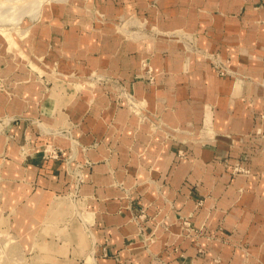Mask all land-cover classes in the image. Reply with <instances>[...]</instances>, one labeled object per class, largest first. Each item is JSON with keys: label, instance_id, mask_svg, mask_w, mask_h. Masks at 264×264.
Wrapping results in <instances>:
<instances>
[{"label": "crops", "instance_id": "1", "mask_svg": "<svg viewBox=\"0 0 264 264\" xmlns=\"http://www.w3.org/2000/svg\"><path fill=\"white\" fill-rule=\"evenodd\" d=\"M170 16L159 38L114 34L96 42L98 54L85 47L79 57L126 79L163 128L152 130L102 88L76 96L67 82L48 89L32 82L11 100L0 96L1 114L76 126L74 136L94 146L74 153L68 144L71 161L36 148L27 166L14 165L11 172L37 189L19 205L16 228L32 239L41 224L48 232L70 219L72 202L58 192L73 189L76 167L85 181L73 238L95 252L96 264H264V0H191L187 14L176 7ZM182 29L196 32L193 49ZM141 62L153 67L156 84L136 78ZM21 123L10 128L16 141L8 154L18 159V142L29 140Z\"/></svg>", "mask_w": 264, "mask_h": 264}, {"label": "rangeland", "instance_id": "2", "mask_svg": "<svg viewBox=\"0 0 264 264\" xmlns=\"http://www.w3.org/2000/svg\"><path fill=\"white\" fill-rule=\"evenodd\" d=\"M176 7H183L187 14L191 0H0V96L6 95L11 100L19 90L27 91L32 82L44 89L56 86V81L67 82L76 90V96L81 91L102 88L110 97L108 100L129 108L140 122L150 121L152 130L163 128L157 122L159 115L148 112L144 103L133 96L126 79L116 76V71L106 63L79 57L85 47L88 56L98 54L96 42L105 39L109 43L114 34L127 37L133 33L135 40L144 32L154 38L165 35L168 31L162 29V23L171 22L170 12ZM179 31H182V42L191 49L196 32ZM140 67V76L136 78L156 84L153 67L144 62ZM22 121L27 123L29 140L18 142L21 155L18 159L8 154L15 137L10 128L13 124L20 126ZM49 125L47 120L27 113H0V136L6 135V143L0 149V264H96L95 252L79 247L72 233L76 220L83 214L79 203L84 198L80 186L85 174L81 168L71 167L69 171L73 189L58 192L72 202L69 221L50 223L52 228L48 232L44 229L48 223L41 224L32 239L16 228L19 205L37 189L29 180L11 172L14 165L27 166L28 156L36 148L46 158L71 161L75 152L94 147L74 136L76 126L62 122L54 127ZM31 135L34 139L30 140ZM68 144L74 153L66 158ZM202 204L203 200H199L198 206ZM143 216V211L135 215L136 218ZM181 222L189 232L196 231L188 216H182ZM70 247L74 250L71 253Z\"/></svg>", "mask_w": 264, "mask_h": 264}, {"label": "built area", "instance_id": "3", "mask_svg": "<svg viewBox=\"0 0 264 264\" xmlns=\"http://www.w3.org/2000/svg\"><path fill=\"white\" fill-rule=\"evenodd\" d=\"M215 65H216V67L219 69V71H221V72H225V71H227L226 70V68H227V66H226V64L224 63V62H219V61H217V62H215ZM187 223H188V221H187Z\"/></svg>", "mask_w": 264, "mask_h": 264}]
</instances>
